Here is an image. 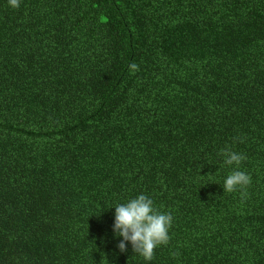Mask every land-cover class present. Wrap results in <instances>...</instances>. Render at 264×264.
<instances>
[{
	"label": "trees",
	"instance_id": "1",
	"mask_svg": "<svg viewBox=\"0 0 264 264\" xmlns=\"http://www.w3.org/2000/svg\"><path fill=\"white\" fill-rule=\"evenodd\" d=\"M140 194L151 264H264V0H0V264H146L110 209Z\"/></svg>",
	"mask_w": 264,
	"mask_h": 264
},
{
	"label": "clouds",
	"instance_id": "2",
	"mask_svg": "<svg viewBox=\"0 0 264 264\" xmlns=\"http://www.w3.org/2000/svg\"><path fill=\"white\" fill-rule=\"evenodd\" d=\"M21 0H8L9 7L17 9ZM133 70L136 65H132ZM243 142L241 138H237ZM223 165L232 169L224 178L222 188L224 193L240 191L241 198L246 197L244 189L251 184V177L241 171L242 163L247 159L244 154L232 151L230 148L222 149L219 153ZM114 208V222L112 226L113 237L118 239L116 247L120 253L128 249L138 254L146 264H151L155 250L169 242V231L172 227L173 216L171 213L161 212L154 206V201L148 195L140 194L124 203L111 207Z\"/></svg>",
	"mask_w": 264,
	"mask_h": 264
}]
</instances>
